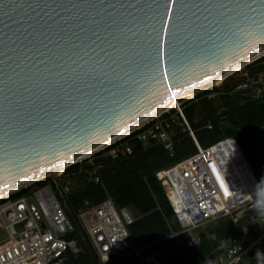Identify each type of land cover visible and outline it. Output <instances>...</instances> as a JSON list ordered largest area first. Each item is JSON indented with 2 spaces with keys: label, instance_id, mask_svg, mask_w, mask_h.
<instances>
[{
  "label": "water",
  "instance_id": "1",
  "mask_svg": "<svg viewBox=\"0 0 264 264\" xmlns=\"http://www.w3.org/2000/svg\"><path fill=\"white\" fill-rule=\"evenodd\" d=\"M263 55L264 0H0V199L51 179L95 264L59 185L69 162L190 92L231 90L241 78L204 84ZM251 146L264 157V126Z\"/></svg>",
  "mask_w": 264,
  "mask_h": 264
},
{
  "label": "built area",
  "instance_id": "2",
  "mask_svg": "<svg viewBox=\"0 0 264 264\" xmlns=\"http://www.w3.org/2000/svg\"><path fill=\"white\" fill-rule=\"evenodd\" d=\"M236 78L242 80L232 91L264 96V69ZM171 109L100 149L101 156L118 159L130 154L135 144L142 148L159 144L173 157L175 134L187 132L195 152L155 173L179 225L169 237L181 235L187 246H197L201 242L200 228L225 217L234 220L245 217L242 233L248 235L252 226L259 235L246 245L232 238L228 246L219 247L218 253L207 261V264H245L243 256L247 250L264 237V217L256 212L258 195L264 194V178H256L249 158L233 138L224 137L202 146L182 109L175 108L173 112ZM60 177L59 185L66 195L71 183L69 179L60 182ZM76 217L94 250L95 264H112L129 255H134L139 264H162L155 253L141 255L145 246H135L130 241L127 226L136 216L129 208H118L106 198L79 210ZM0 231L5 235L0 239V264H64L70 254L82 251L71 237L74 225L51 179L0 199Z\"/></svg>",
  "mask_w": 264,
  "mask_h": 264
},
{
  "label": "trees",
  "instance_id": "3",
  "mask_svg": "<svg viewBox=\"0 0 264 264\" xmlns=\"http://www.w3.org/2000/svg\"><path fill=\"white\" fill-rule=\"evenodd\" d=\"M248 74L264 69V55L244 66ZM217 93V100L211 95ZM198 143L202 146L224 137L233 138L249 158L257 179L264 178V157L251 146V135L264 126V96L254 97L250 91H232L228 85L210 87L180 105ZM175 111V109H171ZM174 155L169 157L159 144L142 148L133 146L132 152L118 159L101 156V150L67 167L63 179H71L66 193L67 202L75 215L79 210L110 198L116 207H127L136 218L127 226L130 241L135 246H145L141 255L155 253L162 264H207L221 246H228L232 238L248 244L259 234L249 228L241 230L245 217L218 219L199 229L201 242L187 246L182 236L169 237L179 229L172 208L166 199L155 173L195 152L192 138L179 131L174 136ZM97 178V180H94ZM82 251L70 254L64 264H91L89 254L74 231ZM257 251L264 255V237L251 246L243 260L245 264H260ZM97 258L95 256V262ZM112 264H139L134 255L123 257Z\"/></svg>",
  "mask_w": 264,
  "mask_h": 264
},
{
  "label": "bare ground",
  "instance_id": "4",
  "mask_svg": "<svg viewBox=\"0 0 264 264\" xmlns=\"http://www.w3.org/2000/svg\"><path fill=\"white\" fill-rule=\"evenodd\" d=\"M238 68H240V67H237V68H235V69H233V70H231V71H229V72L223 74L222 76H220V77L214 79L213 81L208 82V83H205L204 85H207V86H208V85H209V86H210V85H212V86L220 85V84L222 83V81H223L225 78H227L230 74H232V73H233L235 70H237ZM196 92H197V91L190 92V93H188L187 95H184V97H182L181 99H177V100H175V102H173V103L171 104L170 108H177L179 105H181V103H183V102L186 101L187 99L192 98L193 95H194V93H196ZM170 108H167V110L170 109ZM86 158H87V157H86ZM81 160H83V159L81 158V159L73 160V161H71V162H69V163L79 162V161H81ZM67 165H68V163L65 164V165H63V166L60 167L59 169H57L55 172H53V174H54V175H58L61 171H63V169H65V167H67Z\"/></svg>",
  "mask_w": 264,
  "mask_h": 264
},
{
  "label": "clouds",
  "instance_id": "5",
  "mask_svg": "<svg viewBox=\"0 0 264 264\" xmlns=\"http://www.w3.org/2000/svg\"><path fill=\"white\" fill-rule=\"evenodd\" d=\"M256 212L260 217H264V194L258 195V199L256 201ZM256 255L260 264H264V255H262L259 251H257Z\"/></svg>",
  "mask_w": 264,
  "mask_h": 264
},
{
  "label": "rangeland",
  "instance_id": "6",
  "mask_svg": "<svg viewBox=\"0 0 264 264\" xmlns=\"http://www.w3.org/2000/svg\"><path fill=\"white\" fill-rule=\"evenodd\" d=\"M246 72V69L245 67H241V68H238L237 70H235L232 74H230L227 78H225L226 80H230V79H234L236 77H240L241 75H243L244 73ZM221 85V84H220ZM221 87V86H220ZM212 97H215V99L217 100V93H213L211 95ZM191 99V98H190ZM218 102V100H217ZM172 109H175V108H172ZM254 151V150H253ZM91 156H88L87 159H91L90 158ZM70 180V183H71V179ZM5 237L4 233L0 231V239H3Z\"/></svg>",
  "mask_w": 264,
  "mask_h": 264
},
{
  "label": "crops",
  "instance_id": "7",
  "mask_svg": "<svg viewBox=\"0 0 264 264\" xmlns=\"http://www.w3.org/2000/svg\"><path fill=\"white\" fill-rule=\"evenodd\" d=\"M169 166V165H168ZM95 180V179H94ZM65 195V194H64ZM66 196V195H65Z\"/></svg>",
  "mask_w": 264,
  "mask_h": 264
}]
</instances>
